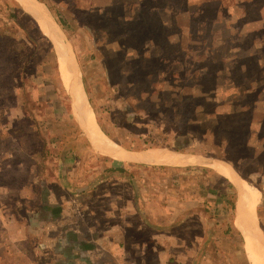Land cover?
<instances>
[{
    "label": "rangeland",
    "instance_id": "obj_1",
    "mask_svg": "<svg viewBox=\"0 0 264 264\" xmlns=\"http://www.w3.org/2000/svg\"><path fill=\"white\" fill-rule=\"evenodd\" d=\"M40 1L57 22L60 16L65 21V27L58 24L104 136L129 151L226 160L216 159L250 189L264 241V0ZM3 41L0 52L13 58L0 57V105L12 103L17 118L9 121L10 113L3 110L0 132L14 131L30 153L94 151L96 159L81 152L70 161L79 172L72 179L89 185L84 209L100 220L104 216L105 223L156 229L161 247L154 252L160 264H248L246 259L252 264L233 179L205 162L160 168L96 150L63 87L55 51L47 42L33 48L23 43L17 54L24 51L25 61ZM145 57L153 62L151 68ZM34 154L37 161L47 158ZM116 164L125 171L103 170ZM208 186L227 193L218 206V192L212 200L204 198ZM224 199L235 201L234 209ZM153 208L162 210L161 218L135 216ZM137 254L141 257V250Z\"/></svg>",
    "mask_w": 264,
    "mask_h": 264
},
{
    "label": "crops",
    "instance_id": "obj_2",
    "mask_svg": "<svg viewBox=\"0 0 264 264\" xmlns=\"http://www.w3.org/2000/svg\"><path fill=\"white\" fill-rule=\"evenodd\" d=\"M35 1L46 8L44 2ZM0 28V38L2 41L5 40L3 41L5 45L7 42L9 43L8 45L11 47L9 51L16 52L18 58L24 56L23 59H25L27 57L24 51L17 54L18 45L23 43L24 48H28V46L33 48L42 43L46 44V42L48 45H52L50 37L40 29L38 20L18 0H0ZM30 30H33L35 34L34 32L28 34ZM30 54H32V50ZM0 57L7 61L13 58V54L0 52ZM56 58L57 67H59L58 57ZM3 69L7 71L5 65ZM0 89L2 90L4 87L0 86ZM14 97L16 99V93H14ZM4 103L0 105V122L2 117H5V115L2 116V113L6 114L3 110H8V115L10 113L9 121H16V116L12 112V108L15 106H12V103ZM80 112L78 110L79 121L81 120L85 127L86 123L82 120V112L81 114ZM89 127L90 124L88 129L85 127L86 132L82 129L83 132L95 148L101 149L90 136ZM15 134L10 129L0 132V264H160V259L154 252L155 249L161 247V238L157 240L158 231L156 229L147 228L146 225L144 227L147 230H143V226L129 227L125 224L120 226L109 219L105 223L102 222L104 216L100 220L98 216L92 215L91 209H84V206L89 202L88 199H83L89 185L87 182L77 184L72 179L73 174L77 176L79 172H76L78 169L74 162L70 161L76 159L77 153L81 154V152L83 155L87 154L92 157L94 151H90L89 148L81 150V148L80 151L75 152L72 148H63L61 151L54 150L49 153L47 149L45 152L44 149H37L36 152L40 153L41 159L44 156L47 157L43 163L41 160V162L37 161V155L34 154L36 152L31 151L30 153L23 149L24 147L18 141V135ZM43 145L45 146V144ZM51 146L53 145L51 144ZM97 148L96 150H98ZM102 150H100L102 153L116 160L127 161L115 157L109 151L103 150L105 151L103 152ZM189 155L198 156L193 153ZM93 158L96 159L95 155ZM129 162L160 168L180 167L140 161ZM191 164L185 166H194L193 164L199 163ZM70 170L72 171L71 175L69 174ZM103 170L119 173L124 172L125 167L120 164L105 165ZM34 171L37 172L35 175H33ZM208 189H210L209 186L204 198L212 200L213 197ZM221 196L218 193L217 197H214L217 206L222 201L223 196ZM226 201L224 199L223 202L226 203ZM157 208L160 209V207ZM74 209L79 210L77 214L80 216L73 212ZM156 210V208L149 209L150 213L147 211L144 213L141 210V217L138 212L135 216L142 219L145 214H149L153 219L161 218L162 210ZM238 233L240 234L239 231ZM240 239H242L241 234ZM241 245L243 249V239ZM139 250H141V257L137 254ZM151 254L153 256H150ZM246 261L249 264L247 259Z\"/></svg>",
    "mask_w": 264,
    "mask_h": 264
},
{
    "label": "bare ground",
    "instance_id": "obj_3",
    "mask_svg": "<svg viewBox=\"0 0 264 264\" xmlns=\"http://www.w3.org/2000/svg\"><path fill=\"white\" fill-rule=\"evenodd\" d=\"M22 6L30 12L39 22L42 32L49 36V40L52 42L54 51L58 57V66H60V79L62 81L64 89L71 96L76 111L78 110L82 116V120L85 121L87 129L90 124V136L94 139L95 143L103 150L109 151L115 157L127 160V161H140L152 164H168V165H182L194 162H205L214 169L225 173L230 179H233L234 186L237 192V203L240 214L244 218V228L242 230L243 238L247 243L249 254L252 260V264H264V241L261 239V231L257 223V217L254 212L253 198L251 196L250 189L241 177H238L236 173L229 167L228 164L220 162L216 159H202L199 156L184 154V153H167V151H126L125 148L117 145L115 142L109 141L98 125L96 124L95 115L90 104L86 100L85 94L81 87L78 70L75 66V62L71 53V50L64 38L62 29L52 19L49 12L44 6L35 0H18ZM78 109V110H77ZM79 116V113H78ZM80 119V116H79ZM83 121V122H84ZM82 129L86 132V128L83 126L80 120ZM89 123V124H88ZM89 131V130H88ZM91 143V142H90ZM92 144V143H91ZM93 145V144H92ZM94 146V145H93ZM95 147V146H94ZM102 150V151H103ZM105 152V151H103ZM168 152H172L169 151ZM175 152V151H174ZM108 153V152H106ZM109 153V154H110ZM209 166V167H210ZM250 186V184H249ZM251 187V186H250Z\"/></svg>",
    "mask_w": 264,
    "mask_h": 264
},
{
    "label": "trees",
    "instance_id": "obj_4",
    "mask_svg": "<svg viewBox=\"0 0 264 264\" xmlns=\"http://www.w3.org/2000/svg\"><path fill=\"white\" fill-rule=\"evenodd\" d=\"M61 17V16H60ZM60 17H58L57 18V20H58V22L60 23V25L62 26V27H65L64 25V22L65 21H63V19L62 18H60ZM49 47H51V49H52V51H53V48H52V45L51 44H49ZM28 59V57H26V59H25V61ZM144 63H145V65H147V66H149L150 68H151V66H152V64H153V62L151 61V59L150 58H144ZM150 73V72H149ZM21 79H22V77H21ZM216 126V125H215ZM211 128H210V131L215 135V134H217L216 132H214V125H211L210 126ZM262 135V134H261ZM261 137H264L263 135L261 136ZM248 141L246 140V143H247ZM176 149V148H175ZM221 157H224V158H226L227 160H229V161H232L231 159H229V158H227L226 156H222L221 155ZM243 176V178L244 179H246L249 183H252L253 185H254V183L249 179V178H247L246 176H244V175H242ZM220 189V188H219ZM219 189H208V191H209V193H211V194H215V193H219V194H221V195H223V196H227V193L224 191V190H219ZM222 197V196H221ZM234 201H232V199H227V203H231V207L233 208V206H234V203H233ZM237 209H238V206H237ZM241 241H242V239H241Z\"/></svg>",
    "mask_w": 264,
    "mask_h": 264
},
{
    "label": "water",
    "instance_id": "obj_5",
    "mask_svg": "<svg viewBox=\"0 0 264 264\" xmlns=\"http://www.w3.org/2000/svg\"><path fill=\"white\" fill-rule=\"evenodd\" d=\"M46 9V8H45ZM47 10V9H46ZM48 11V10H47ZM49 12V11H48ZM50 13V12H49ZM50 15H51V13H50ZM51 17L53 18V20L57 23V25L60 27V25L58 24V22L54 19V17L51 15ZM60 29H62L61 27H60ZM74 61H75V57H74ZM75 65H76V68H77V64H76V61H75ZM118 145V144H117ZM120 146V145H119ZM126 149V148H125ZM130 151H132V150H130ZM195 156V155H194ZM198 156H200V157H203V158H206V159H219V160H222V161H225L226 162V160H224V159H221V158H217V157H213V156H202V155H198ZM231 165V164H230ZM232 166V165H231ZM233 167V166H232ZM234 168V167H233ZM235 169V168H234ZM236 170V169H235ZM237 171V170H236ZM239 173V172H238ZM240 174V173H239ZM241 175V174H240ZM235 206V205H234ZM260 227V226H259ZM261 229V228H260Z\"/></svg>",
    "mask_w": 264,
    "mask_h": 264
}]
</instances>
